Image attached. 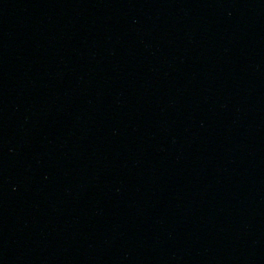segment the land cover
I'll return each instance as SVG.
<instances>
[{
	"label": "water",
	"instance_id": "water-1",
	"mask_svg": "<svg viewBox=\"0 0 264 264\" xmlns=\"http://www.w3.org/2000/svg\"><path fill=\"white\" fill-rule=\"evenodd\" d=\"M0 264H264V0H0Z\"/></svg>",
	"mask_w": 264,
	"mask_h": 264
}]
</instances>
